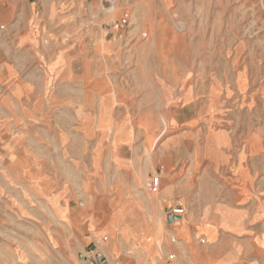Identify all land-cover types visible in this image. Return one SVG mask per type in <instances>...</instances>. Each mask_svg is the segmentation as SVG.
Segmentation results:
<instances>
[{
	"label": "rangeland",
	"instance_id": "rangeland-1",
	"mask_svg": "<svg viewBox=\"0 0 264 264\" xmlns=\"http://www.w3.org/2000/svg\"><path fill=\"white\" fill-rule=\"evenodd\" d=\"M125 7L130 23L110 25ZM27 20L31 49L19 37ZM162 47L177 55L152 53ZM90 74L126 97L114 105L134 124L126 166L111 162L114 132L89 186L69 175L64 194L32 195L27 179L11 188L0 163V264H264V217L252 213L264 202V0H124L115 13L105 0H0V132L25 137L48 175L62 148L45 121L25 115L52 95L83 104ZM64 106L51 110L73 109ZM68 136L67 155L93 172V140ZM176 204L184 213H172ZM40 222L52 240H35Z\"/></svg>",
	"mask_w": 264,
	"mask_h": 264
},
{
	"label": "crops",
	"instance_id": "crops-1",
	"mask_svg": "<svg viewBox=\"0 0 264 264\" xmlns=\"http://www.w3.org/2000/svg\"><path fill=\"white\" fill-rule=\"evenodd\" d=\"M27 1L28 3L31 2V0ZM28 3L25 0V4ZM25 24L27 26V30L24 34H20L19 37L27 38V49H31L32 46H34V39L30 31V24H32V22H29V20H27ZM164 49H167L169 51H175V54L177 55L176 48L168 49L162 47L159 52H151L157 57H162L165 52ZM115 64L120 65V60L116 61ZM103 81L104 79L101 76H99L98 78H93L92 74H90L89 79L86 78L85 80H83L85 84V92L87 94V98L83 104L82 102L79 104H75L76 102L71 104L68 100L65 99L56 100V98L52 95L45 101V103H42V101L40 100L34 101L33 105L35 106V110L31 111L30 114L25 115L27 119L32 120L34 123H36V120L40 119L42 121H45L47 124V130L53 133L54 142L56 141V144H58L62 148L61 152L57 156V158L61 161L60 170L58 166H51L50 169L52 173L48 175L43 171V167L47 162L46 157L41 160L42 166H35V162L33 163L30 160V149L28 144H26V140L24 139L25 137H20L16 135L10 137L7 135V133L0 132V163L5 166L6 170L3 171V177L5 180L11 183V188L17 189L16 182H20L22 179H27L26 188L27 190L29 189L30 194H37V191L44 192L45 190H51L53 192H57L58 194H64V192L70 190L69 186L66 184L69 175H74L77 179L81 181L82 185L85 184L86 186H89L91 176H96L100 161L105 155V150L101 146L103 144L104 136H106L110 132H114L116 136L114 146H119V148L117 147L116 153L111 154V162L117 164L118 171H120L121 168H124L126 166V160L124 159V156L128 153L126 150V144L131 139L132 132L134 131V124L130 120L131 118L125 114H121L119 116L115 115V102H119V104L125 103L126 97L123 96V94H120L116 99L111 95L108 89L106 91L100 90L99 84ZM186 84H188V82ZM220 85L223 86L222 83H220ZM212 91L214 92L213 89ZM184 93L185 100H188L191 97V91L187 89L186 91H184ZM57 104L65 105V108L67 106H72L73 109L66 108V110L64 111L67 114H60L59 116H57V113L51 110V108L55 107ZM42 106H47L48 110L45 111ZM188 109L192 108L190 107ZM54 117L61 119L60 121L56 120L57 122L52 123L50 119ZM72 117H74V120H72ZM146 130L148 132L151 131L149 129ZM75 133H83L85 135H89L90 137L88 140L90 143L91 139L93 140L94 151L92 152L91 156L93 172L89 171L90 169H88V163L82 164L79 161V156H75L74 153H72L71 155H67L71 153V151L65 150V148L67 149V147L73 146L74 144L73 141H71L72 139L70 140V137L68 135ZM253 134L258 135V130ZM254 143L257 144L259 147H254ZM2 144L4 145V147L1 146ZM193 144L194 142L191 141L187 143V146H193ZM219 144H223L221 140H219ZM228 145H230V143L227 142L225 146L228 147ZM252 146L260 150L263 147V143H257L256 141H254L252 142ZM80 156L82 157V153L80 154ZM66 157L68 158L69 163L67 169H62V163L66 160ZM32 166H34V169H31ZM59 177L65 179V181H63L61 185L63 187L67 186V189L64 191L61 187V192L58 191L60 187V184L58 182ZM258 190L259 189L254 190L253 192H257ZM0 191L1 195L5 194L3 188H0ZM53 195L54 194H52V196ZM25 196L27 197V195ZM240 198L247 197L240 193ZM28 199L31 202V199ZM71 199L73 198L70 197V200ZM90 200V205H94L95 201L91 197ZM6 203L8 204V206H11V208L14 209L15 214H28L22 206L18 205L14 197H9ZM254 207L255 209L254 211H252V213L254 212L256 216L262 215L264 217V202L259 201V203L256 204V206ZM240 213L243 214L244 212ZM33 215L35 214L33 213ZM38 226L43 232V237H36L35 240L37 242H40L42 241V239L45 238L52 240L51 235L48 234L46 226L42 222H40Z\"/></svg>",
	"mask_w": 264,
	"mask_h": 264
},
{
	"label": "built area",
	"instance_id": "built-area-1",
	"mask_svg": "<svg viewBox=\"0 0 264 264\" xmlns=\"http://www.w3.org/2000/svg\"><path fill=\"white\" fill-rule=\"evenodd\" d=\"M122 1L124 0H105V2L108 4V9H110V12L112 13H115L117 7H119V4H121ZM130 17H131L130 10L127 7H125L121 11L120 17L110 18L109 23L112 26H118V25L126 26V24L130 23ZM145 35L147 36V33H145ZM159 181L160 180L158 176L150 177L147 183L148 188L151 190H156L158 188ZM171 210H172V213L174 214H182L185 211V209L179 204L172 206Z\"/></svg>",
	"mask_w": 264,
	"mask_h": 264
},
{
	"label": "bare ground",
	"instance_id": "bare-ground-1",
	"mask_svg": "<svg viewBox=\"0 0 264 264\" xmlns=\"http://www.w3.org/2000/svg\"><path fill=\"white\" fill-rule=\"evenodd\" d=\"M109 11H110V9H109ZM147 36H148V34H147Z\"/></svg>",
	"mask_w": 264,
	"mask_h": 264
}]
</instances>
